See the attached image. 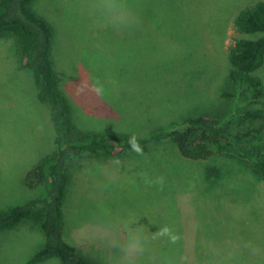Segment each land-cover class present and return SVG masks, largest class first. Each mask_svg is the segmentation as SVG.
<instances>
[{"label":"rangeland","instance_id":"obj_1","mask_svg":"<svg viewBox=\"0 0 264 264\" xmlns=\"http://www.w3.org/2000/svg\"><path fill=\"white\" fill-rule=\"evenodd\" d=\"M255 1L127 0L137 20L132 27L109 23L91 8L97 0H35L31 6L54 31V83L67 98L71 123L105 139L148 138L187 117L224 111L226 50L239 36L230 21ZM17 52L15 38L1 35L0 212L44 194L24 186L23 176L55 149L48 107ZM256 76L264 84V65ZM233 100L224 125L255 108L247 93L237 91ZM67 161L63 235L87 264H114L102 235L108 227L123 243L129 229L141 226L145 250L134 264H264V182L241 160L220 154L190 160L159 139L140 152L110 157L91 151ZM164 228L170 234L157 235ZM42 244L33 213L0 229V264H25Z\"/></svg>","mask_w":264,"mask_h":264},{"label":"trees","instance_id":"obj_2","mask_svg":"<svg viewBox=\"0 0 264 264\" xmlns=\"http://www.w3.org/2000/svg\"><path fill=\"white\" fill-rule=\"evenodd\" d=\"M34 1L0 0V36L10 34L15 38L18 62L30 72L38 100L48 107L55 149L23 176L24 186L43 188L44 194L0 212V229L13 228L35 213L43 244L25 264L53 257L59 264H87L78 258L75 246L63 235V199L70 182L67 160L91 151L110 157L125 155L133 150L132 137L111 135L104 139L96 132L83 134L73 126L67 98L54 83V31L32 9ZM230 28L239 36L231 38L226 50L229 69L220 96L225 110L215 115L187 117L180 124L156 130L148 138H136V143L145 149L150 140L167 139L182 157L190 160L208 161L219 154L241 160L255 179L264 182V84L256 76L264 65V0L243 6L230 21ZM256 33L260 34L257 38L242 36ZM237 91L247 93L255 108L235 114L234 125H224L222 119L230 112ZM208 172L206 178L210 179L214 172ZM236 257H240V262L246 258L239 253Z\"/></svg>","mask_w":264,"mask_h":264},{"label":"clouds","instance_id":"obj_3","mask_svg":"<svg viewBox=\"0 0 264 264\" xmlns=\"http://www.w3.org/2000/svg\"><path fill=\"white\" fill-rule=\"evenodd\" d=\"M91 8L102 10L103 15L109 23L116 27H132L137 23L127 0H97L91 5ZM132 149L140 152L141 149L136 143L135 136L130 140ZM163 183V178H160ZM143 227L129 229L123 243L120 242L114 230L110 227L103 232V237L110 242L113 249L114 264H134L135 259L142 255L145 250V240L143 237ZM169 229H162L157 235H169ZM174 240L175 237H172Z\"/></svg>","mask_w":264,"mask_h":264},{"label":"crops","instance_id":"obj_4","mask_svg":"<svg viewBox=\"0 0 264 264\" xmlns=\"http://www.w3.org/2000/svg\"><path fill=\"white\" fill-rule=\"evenodd\" d=\"M28 161H30V160H28Z\"/></svg>","mask_w":264,"mask_h":264}]
</instances>
